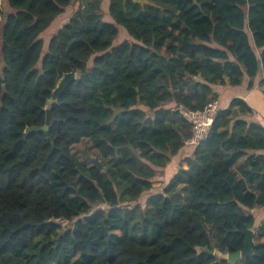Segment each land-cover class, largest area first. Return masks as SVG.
I'll list each match as a JSON object with an SVG mask.
<instances>
[{"label":"trees","instance_id":"obj_1","mask_svg":"<svg viewBox=\"0 0 264 264\" xmlns=\"http://www.w3.org/2000/svg\"><path fill=\"white\" fill-rule=\"evenodd\" d=\"M142 1L8 0L5 18L0 0V264H264V126L242 119L253 110L241 98L139 204L193 134L178 108L201 111L246 79L264 92V0ZM87 143L102 170L74 152ZM249 229L250 256L211 252L242 251Z\"/></svg>","mask_w":264,"mask_h":264},{"label":"crops","instance_id":"obj_2","mask_svg":"<svg viewBox=\"0 0 264 264\" xmlns=\"http://www.w3.org/2000/svg\"><path fill=\"white\" fill-rule=\"evenodd\" d=\"M261 80V78L258 79L256 85L252 89L248 88V79L239 87H231L228 85L216 87L215 90L218 94L221 109H227L234 99L241 98L253 110L251 114L242 116V119L250 123H258L264 126V92L263 87L260 85ZM193 152L194 148L186 146L179 155L173 158L172 165L164 171V175H162L164 177L161 179H166L165 183H167L177 173L179 168H187L188 159L192 156ZM169 175H171L170 178L165 177ZM254 217L257 226H260L264 222V208L255 210Z\"/></svg>","mask_w":264,"mask_h":264},{"label":"water","instance_id":"obj_3","mask_svg":"<svg viewBox=\"0 0 264 264\" xmlns=\"http://www.w3.org/2000/svg\"><path fill=\"white\" fill-rule=\"evenodd\" d=\"M137 3H143L142 0H135ZM78 80V73L76 71H72L70 73L64 74L58 81L55 89L52 92L51 98L47 102V120L46 124L42 128H38V130H43L47 133H49L50 125L53 121L52 116V108L54 105H56L59 102V99L61 96L65 93V91ZM36 128L32 127L29 129V132H34ZM94 163L98 166L100 170L103 169L102 164L98 160H94ZM50 222L56 223L58 225H61L65 222L64 218L61 219H52ZM242 234L245 236V244L242 251L237 252L235 254H223L218 250L212 249V253L223 260H227L229 262H236L240 259H244L248 256H250L253 252V247L256 246V243L254 241L255 231L252 229L243 231ZM196 250L198 254H202L205 252V249L202 247H196Z\"/></svg>","mask_w":264,"mask_h":264},{"label":"rangeland","instance_id":"obj_4","mask_svg":"<svg viewBox=\"0 0 264 264\" xmlns=\"http://www.w3.org/2000/svg\"><path fill=\"white\" fill-rule=\"evenodd\" d=\"M109 5V3H108ZM106 7V15L108 16V18L110 19L109 13H108V6ZM79 4L74 3L71 4L68 8H66V10L56 18V20L52 23V25L45 31V33L42 35V39L44 41L43 43V50H42V56L45 55L48 51L49 48V44L51 42V39L53 38L54 35L57 34V32L67 23L69 22V20L71 19V17L74 15L75 11L77 10ZM1 7H2V11L4 13V17H7V13L9 11H11L9 9V5H8V0H1ZM106 17V16H105ZM124 40H128V36L126 35V33H124L123 31H120V35H119V42H122ZM0 52H1V44H0ZM1 57V55H0ZM74 152L76 153V155L80 158H83L84 153L88 155L89 158H91L93 161L97 160V158L95 157L94 153L91 150V145L87 144H83L80 146H77L74 149ZM164 175L163 171H160L158 173V177L160 178H155L154 179V189L153 192L151 194L147 193L144 194L141 199L139 200V204H141L142 206H145L148 198L150 195L152 194H156L158 193L164 186H165V180H162L161 178L164 177L162 176ZM167 178H170L171 175L169 176H165ZM160 184V185H159ZM161 188V189H160ZM107 207L105 206H101L99 209H105Z\"/></svg>","mask_w":264,"mask_h":264},{"label":"built area","instance_id":"obj_5","mask_svg":"<svg viewBox=\"0 0 264 264\" xmlns=\"http://www.w3.org/2000/svg\"><path fill=\"white\" fill-rule=\"evenodd\" d=\"M221 110L219 101L210 102L203 110L193 111L186 108H178L180 115L193 128L192 136L186 140V146L197 148L209 134L215 115Z\"/></svg>","mask_w":264,"mask_h":264}]
</instances>
